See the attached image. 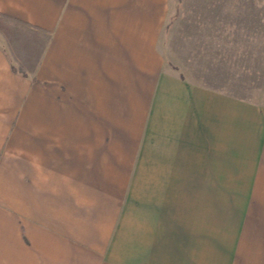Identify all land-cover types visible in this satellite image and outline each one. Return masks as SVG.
<instances>
[{
  "label": "crops",
  "instance_id": "obj_1",
  "mask_svg": "<svg viewBox=\"0 0 264 264\" xmlns=\"http://www.w3.org/2000/svg\"><path fill=\"white\" fill-rule=\"evenodd\" d=\"M193 2L0 0V264H264V0Z\"/></svg>",
  "mask_w": 264,
  "mask_h": 264
},
{
  "label": "rangeland",
  "instance_id": "obj_2",
  "mask_svg": "<svg viewBox=\"0 0 264 264\" xmlns=\"http://www.w3.org/2000/svg\"><path fill=\"white\" fill-rule=\"evenodd\" d=\"M194 0H170V9L169 15L166 19V24L164 27V32L161 36L160 43H162L164 50L168 49L170 40L174 37L177 40V31L181 27V25L187 22H194L193 18H185L182 17L184 11L187 9H194ZM182 17V18H181ZM257 22L258 20H236L237 22ZM10 26V23L6 21L4 18L0 17V30H3L5 27ZM177 46V42H176ZM178 53V50L175 51ZM262 62V59H261ZM250 66H247V61H245L244 66L236 67V90H241L244 86L247 89L257 87L259 84H262L264 81V66H256L254 65V61H249ZM252 63V64H251Z\"/></svg>",
  "mask_w": 264,
  "mask_h": 264
}]
</instances>
